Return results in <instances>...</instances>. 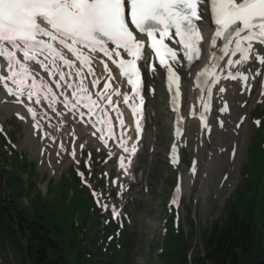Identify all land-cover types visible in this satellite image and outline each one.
<instances>
[{
  "label": "snow or ice",
  "instance_id": "obj_1",
  "mask_svg": "<svg viewBox=\"0 0 264 264\" xmlns=\"http://www.w3.org/2000/svg\"><path fill=\"white\" fill-rule=\"evenodd\" d=\"M209 13L215 32L205 45L197 22H203ZM256 45L264 46V0H0V59L7 62V75L0 72V88L14 96L16 103L24 105L35 121V127L40 129L44 125L37 116L47 113H38L32 103L42 105L46 102L47 108L58 116L63 113L57 110V104H62L69 112L75 111L82 119L86 114L96 115L98 122L107 126L111 137L114 133L109 110L116 111L120 126L124 125L113 96H122L124 102L129 103L130 99L140 95V61L154 54L159 64L166 67L171 88L179 80L173 65L182 63L179 58L182 55L193 71L195 87L201 92L206 89L210 96L225 69L228 73L224 78L247 82L248 76L239 66L249 60L264 64V47ZM205 46L210 53L209 63L203 69L193 70L201 60V50ZM94 59L104 63L109 73L106 81L113 79L107 64L111 61L131 86L132 96L119 89L109 92L107 82L97 88L100 81L95 78L89 89L84 80L89 75L94 77ZM31 65L38 66L50 79ZM64 67L69 71L65 72ZM233 68H236L235 72ZM151 70H155V64ZM72 75L78 77V81H71ZM25 100L31 103H25ZM204 107L207 109L208 105ZM81 108L87 112L79 111ZM132 111L135 115L138 106ZM181 119L178 114L177 122ZM200 119L204 121L203 113ZM98 131L106 145L104 129ZM136 131H140L138 121ZM45 135L50 136L49 133ZM176 135H180L179 127ZM120 146L126 152H136L135 144L130 150L123 142ZM171 152L172 163H178L175 144ZM72 155L75 156L74 149ZM120 161V167L125 168L123 156ZM192 165L195 173V161ZM180 191L177 186L173 204H178ZM93 195L99 197L102 194L94 191ZM97 203H100L99 199ZM101 207L106 205L101 204Z\"/></svg>",
  "mask_w": 264,
  "mask_h": 264
},
{
  "label": "rangeland",
  "instance_id": "obj_2",
  "mask_svg": "<svg viewBox=\"0 0 264 264\" xmlns=\"http://www.w3.org/2000/svg\"><path fill=\"white\" fill-rule=\"evenodd\" d=\"M235 100L237 103L239 98ZM263 106L264 104L258 108ZM250 117L252 121L258 119L262 121V125L264 124V117H258L255 112H252ZM236 118L237 113L231 117L234 120ZM215 122L214 119V124ZM228 127L226 131L229 132L231 128L233 129V124H228ZM169 131V118L164 107V99L158 95L150 103L146 139L142 153L140 152V156L134 160L136 176L130 179L135 181V185L131 188L130 193L118 186L112 187L106 178H102L109 173V170L117 174L114 159L110 161L109 156L101 155L97 148L94 149L95 147L91 144L88 145V151L92 152V157L88 153L86 154L88 151H85L86 160L83 161L81 168H84L85 162H90L91 167L83 169L84 174L91 176L92 184L102 194L101 196L110 197V202L116 208L122 209L120 210V217L124 218L129 226V238L127 239V232L123 231L121 243L116 245L121 248L122 242L125 243L127 240V264H158V259H162L167 252L169 235L161 240L162 223L168 216L165 204L175 182L174 174L176 172H182L184 175L191 174L190 168L193 166V161H195L197 173L191 174L193 180L189 184V189L185 188L183 209L179 214L178 223L183 228L187 241L191 244V255L196 258L206 255L205 237L208 235L209 227L212 222L225 217L227 205L235 195L238 184L243 182L244 176L255 177L258 175L259 178L264 177V174H241L240 172L241 168L247 165L248 159L251 158L253 149L263 143V137L260 134L254 143H251L256 128L253 127L250 120L242 134L236 136L232 132L225 134L224 131H214L205 144L200 143L202 141L200 133L194 126H190L187 128V147L182 150V163L176 169L167 166L165 160L167 145L170 141ZM3 132L8 134L6 138L11 141L13 146L7 144L6 140L0 144V165L5 158H7V171L15 168L16 163L19 164L17 168L19 178L25 184L29 181L35 183V191H41L45 196L48 193L50 200L58 192L56 201L52 202V206L57 220H65L60 224L66 233L72 224L70 219L82 223L84 214L81 209L83 207H79L73 197L66 202L60 197V194L66 189H72L73 192H76L74 186H67L73 178L69 176V179H63L62 187H59L57 191L55 190L59 185L61 176L67 175L68 170L72 169L70 163L58 165L56 148L52 147L50 149L51 155L44 158L43 163L40 164L41 161L38 157L40 145H35L30 141L31 137L26 124L16 120L12 113H5L0 110V134ZM237 138L238 155L232 157L237 150L234 154H230L233 148L236 149V147H232L234 145L231 144V141L237 140ZM21 156L25 157V160H22ZM45 161L54 163L55 174L45 167ZM30 170L33 171L29 172ZM124 184L130 185L128 180ZM260 188L261 197H263L261 206L264 207V179ZM127 193H129L128 196ZM5 197L12 198V195H10L4 180L0 179V199ZM125 197L126 199H123ZM29 201L30 197L24 194L19 203L27 206ZM126 208L131 211H127ZM102 213L104 214V212ZM101 223L102 226L99 227L98 222H92L87 229V239L92 236L91 234L96 233V230H103L102 227L106 225V219H101ZM99 236L101 239L98 245L100 246L104 242L103 250H105L110 241H105L102 238L103 233ZM111 246L114 247L115 243L113 242ZM2 253L1 251L0 255ZM157 253L158 257H156ZM8 258H12L11 253L8 254ZM2 259H0V264H9L6 257ZM68 259L71 264H82L76 254L75 256L68 255ZM84 264L86 263L84 262ZM166 264H169V261Z\"/></svg>",
  "mask_w": 264,
  "mask_h": 264
},
{
  "label": "trees",
  "instance_id": "obj_3",
  "mask_svg": "<svg viewBox=\"0 0 264 264\" xmlns=\"http://www.w3.org/2000/svg\"><path fill=\"white\" fill-rule=\"evenodd\" d=\"M263 171L264 155L256 148L250 159V171L244 170L243 173L262 174ZM259 179L258 175L250 176L245 185L238 188L236 200L228 207L226 218L214 223L205 239L206 257L189 260L190 245L184 240L183 234L177 238L170 231L168 249L161 262L264 264V207L261 206L262 197L259 199ZM6 180L15 199L0 200V248L5 253L11 250L18 264H71L68 255L75 254L82 264L86 263L84 256L89 244L83 246L80 243L82 230L89 219L88 210L93 203L85 191L78 188V180L73 178L72 184L69 182L67 186H74L76 189L72 197L79 207H83L81 210L84 217L78 228L73 219H70L72 224L68 233L60 224L65 220H57L52 202L37 193L33 195L29 205L24 207L19 204L18 196L21 195L23 186L15 171ZM126 251L125 246L123 252H120L124 259ZM109 263L119 264L116 258Z\"/></svg>",
  "mask_w": 264,
  "mask_h": 264
},
{
  "label": "bare ground",
  "instance_id": "obj_4",
  "mask_svg": "<svg viewBox=\"0 0 264 264\" xmlns=\"http://www.w3.org/2000/svg\"><path fill=\"white\" fill-rule=\"evenodd\" d=\"M250 63V61L248 62V64ZM252 64L253 63H250L249 65H247L244 69H246L247 67H252ZM240 67H243V66H240ZM256 70H258V67L255 66L254 68H252V72H257ZM252 83V92L251 94L248 96L246 95L245 93L241 92V90L238 89V92H236V89H235V86L234 84H227L225 87V90L222 92V93H218L217 91H215L214 93V96H213V100H208V105H209V116H210V122L208 123V125L206 126V129L207 127L209 126V124L211 123L212 124V119L214 116H220L217 112H219L220 110H222V107L221 106H218V98H223V99H226V98H229L231 99V106H230V112H233V111H238V109H240L241 111L244 110L246 111L247 109H249L251 106H252V103L249 101L248 105L246 104L245 107L243 108L241 105H239L240 102H246V100L249 98V97H252L253 99L255 98L254 97V92L257 90L256 89V86H255V83L254 81H251ZM243 93V94H242ZM207 97V96H206ZM238 99L239 98V101L236 103V100L235 99ZM251 99V98H250ZM243 108V109H241ZM0 109H3L5 110L7 113L10 112V111H15L17 109V107L15 106H12V105H9L7 102L3 101L2 99L0 100ZM217 111V112H215ZM234 114V113H232ZM50 116V118L52 119L53 123L51 124V126H48L47 127V133L50 134V136H47V138L49 139V137L51 138V140L58 134V131L60 129V127L63 126V123H61L59 121V119H56V118H53L50 113L48 114ZM223 120V118H222ZM225 120V119H224ZM225 126V124H224ZM212 128H213V131H218V130H222V127L219 128L218 125L216 124H212ZM246 126H243L241 129H240V134H242L245 130ZM205 131V129L201 130L200 129V132H203ZM83 132V131H81ZM227 134V133H225ZM30 141L33 142L35 145H36V142L37 140L39 142H43L42 139H40L41 137H37V138H34L33 136L30 135ZM79 141L83 142V143H86L87 142V134H84L82 135L79 139ZM238 141V138L237 140H232V144L234 142ZM43 146V145H42ZM61 152L64 153L61 149ZM238 154V152H237ZM186 188L189 189V184H190V180L189 181H186Z\"/></svg>",
  "mask_w": 264,
  "mask_h": 264
}]
</instances>
